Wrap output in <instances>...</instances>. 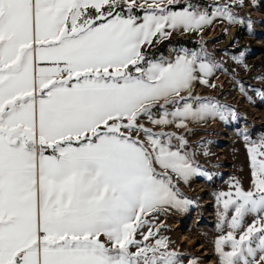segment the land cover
I'll return each instance as SVG.
<instances>
[{
    "label": "snow or ice",
    "instance_id": "obj_1",
    "mask_svg": "<svg viewBox=\"0 0 264 264\" xmlns=\"http://www.w3.org/2000/svg\"><path fill=\"white\" fill-rule=\"evenodd\" d=\"M241 5L0 0V264H184L154 217L190 203L174 178L201 173L182 137L153 128L230 109L192 95L218 67L202 49H147L236 23ZM248 153L251 188L217 197L218 264H264V138Z\"/></svg>",
    "mask_w": 264,
    "mask_h": 264
},
{
    "label": "rangeland",
    "instance_id": "obj_2",
    "mask_svg": "<svg viewBox=\"0 0 264 264\" xmlns=\"http://www.w3.org/2000/svg\"><path fill=\"white\" fill-rule=\"evenodd\" d=\"M196 2L211 9L215 0ZM232 11L238 18L236 23L215 19L201 31H178L169 40L147 49L150 58L165 57L171 49L173 56L183 46L194 51L202 49L218 67L208 77L209 85L194 84L203 91L197 92L198 87L193 86L192 95L230 109L225 120L207 117L187 121L186 127L153 128L182 137L186 141L184 150L201 173L187 182L174 178L181 198L190 203L183 210L172 208L154 217L160 226L159 235L167 239L170 250L181 254L184 264L191 259H197L198 264H218L215 241L228 228L217 227L222 211L217 197L220 193L234 192L232 185L237 181L244 190L251 188L248 147L264 138V0H242V5L233 7ZM137 14L142 15L139 11ZM232 214L228 213V220ZM253 219L247 216L245 225ZM176 222H180L179 227H172ZM184 236L186 241H182Z\"/></svg>",
    "mask_w": 264,
    "mask_h": 264
},
{
    "label": "bare ground",
    "instance_id": "obj_3",
    "mask_svg": "<svg viewBox=\"0 0 264 264\" xmlns=\"http://www.w3.org/2000/svg\"><path fill=\"white\" fill-rule=\"evenodd\" d=\"M216 31L214 30L213 32H212V35H213V33H215ZM232 34H233V28L231 29V32H230V34H229V37L230 36H232ZM211 35V36H212ZM183 48H186L185 46H183ZM189 50H191V49H189ZM172 49L169 51L170 53L167 55V56H165V57H163V56H161V57H159V58H165V59H168V58H170L171 56H172ZM198 87V88H197ZM194 88H197V90L195 89V91H197V92H202L203 90L199 87V85H195L194 86ZM213 123H214V125L216 126L218 123H217V121L215 120V121H213ZM184 190H185V188H184ZM179 225H180V222H176L175 224H173L172 225V227H175V228H177V227H179ZM182 241H186V237L184 236L183 237V239H182ZM209 264H212V263H209Z\"/></svg>",
    "mask_w": 264,
    "mask_h": 264
},
{
    "label": "crops",
    "instance_id": "obj_4",
    "mask_svg": "<svg viewBox=\"0 0 264 264\" xmlns=\"http://www.w3.org/2000/svg\"><path fill=\"white\" fill-rule=\"evenodd\" d=\"M42 66H49V65H47V64H42Z\"/></svg>",
    "mask_w": 264,
    "mask_h": 264
}]
</instances>
